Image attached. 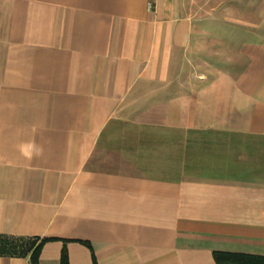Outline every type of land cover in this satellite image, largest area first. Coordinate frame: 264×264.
<instances>
[{
    "label": "crops",
    "instance_id": "obj_1",
    "mask_svg": "<svg viewBox=\"0 0 264 264\" xmlns=\"http://www.w3.org/2000/svg\"><path fill=\"white\" fill-rule=\"evenodd\" d=\"M0 234L51 238L39 264L264 255V0H0Z\"/></svg>",
    "mask_w": 264,
    "mask_h": 264
},
{
    "label": "trees",
    "instance_id": "obj_2",
    "mask_svg": "<svg viewBox=\"0 0 264 264\" xmlns=\"http://www.w3.org/2000/svg\"><path fill=\"white\" fill-rule=\"evenodd\" d=\"M51 238H16L0 234V256L29 257L30 264H39L43 246ZM217 264H264V255L215 252ZM62 264H69L67 251L63 252Z\"/></svg>",
    "mask_w": 264,
    "mask_h": 264
},
{
    "label": "rangeland",
    "instance_id": "obj_3",
    "mask_svg": "<svg viewBox=\"0 0 264 264\" xmlns=\"http://www.w3.org/2000/svg\"><path fill=\"white\" fill-rule=\"evenodd\" d=\"M107 131L108 133H110V136H112V134L114 133L115 134H119V135H126V136H129L130 134H133V133H138V132H145V131H151V129H147V128H139V127H136L134 125H131V124H113L111 126H109L107 128ZM107 133V134H108ZM113 138V137H112ZM110 138V139H112ZM108 142L109 141H112L114 143V145H117L122 142L123 140L122 139H112V140H107Z\"/></svg>",
    "mask_w": 264,
    "mask_h": 264
}]
</instances>
